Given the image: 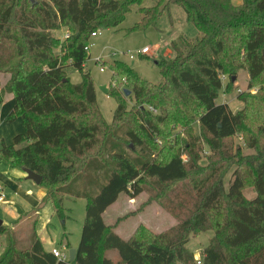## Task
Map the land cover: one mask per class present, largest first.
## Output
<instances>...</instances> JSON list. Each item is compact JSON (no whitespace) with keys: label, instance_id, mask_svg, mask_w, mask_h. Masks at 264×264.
I'll return each mask as SVG.
<instances>
[{"label":"trees","instance_id":"1","mask_svg":"<svg viewBox=\"0 0 264 264\" xmlns=\"http://www.w3.org/2000/svg\"><path fill=\"white\" fill-rule=\"evenodd\" d=\"M144 1L0 0V72L10 74L0 105L13 93L5 120L20 118L25 127L2 145L0 159L40 174L42 204L50 199L61 220L69 218L66 197L87 201L73 262L46 250L34 216L13 228L0 225L7 239L0 264H195L189 243L208 230L215 235L202 264H264V0ZM172 4L185 10L197 36L172 42L176 56L158 60V83L122 60L104 61L112 71L109 95L118 102L108 123L85 69L92 33L119 27L135 5L141 20L128 32L148 28ZM62 28L64 39L54 33ZM70 66L81 82L71 81ZM242 69L248 91L239 93L244 106L234 111L219 97L233 91ZM178 125L184 137L169 139ZM143 192L177 224L161 232L141 224L124 239L115 231L121 218L108 225L103 215L121 194Z\"/></svg>","mask_w":264,"mask_h":264},{"label":"rangeland","instance_id":"2","mask_svg":"<svg viewBox=\"0 0 264 264\" xmlns=\"http://www.w3.org/2000/svg\"><path fill=\"white\" fill-rule=\"evenodd\" d=\"M153 2V0H145L142 6H152ZM140 20L139 5H135L119 27L102 30L98 36L93 37L90 41L92 46L89 51L90 56L87 58L85 64V69L89 70L92 74L96 87L98 105L108 123L113 121L118 102L114 96L109 95V90L113 88L111 84L112 71L104 64V61L112 62L114 60H122L133 67L142 78L158 83L162 80L160 68L157 64L158 60L162 57L170 59L176 56V52L172 48V42L181 35L195 38L198 34L196 26L187 21L185 10L175 4H172L163 13L155 25L128 32ZM65 32V29L62 28L54 33L64 39ZM145 47L152 48L151 53L147 56L140 53ZM114 51H117L119 54L113 56L112 53ZM100 58H103V62L98 61ZM102 67H104V71L101 70ZM67 72L73 83L82 81V73L75 67H68ZM224 78L225 80L227 79L226 77ZM248 80V72L244 69L239 70L233 91L227 92L223 89L220 93L219 101L229 103L234 111L242 108L244 103L237 97L242 91H248ZM3 82L4 79H0V85ZM103 87L107 88V93H105ZM255 90L253 89V92ZM122 95L123 99L131 106L133 102L132 93L128 96L124 93ZM156 112L159 111L156 109ZM193 127L195 133L201 134L198 122L193 123ZM174 130L175 132H173V135L169 139L174 137L176 133H178L177 137H184L183 127L181 125H178ZM240 138V136L237 137L236 141H239ZM157 142L161 144L160 139H157ZM1 147L2 142L0 140ZM201 155L200 163L203 165L207 164L208 160L206 156L209 155V151L205 149ZM9 168L19 169V172L22 171L21 167L11 165L0 159V172H6ZM38 186L40 189L42 187L46 188L42 184ZM253 194V192L248 193V196L251 197ZM149 197V192H143L136 198H131L128 194H121L118 201L103 215L105 223L113 224L118 218L123 217L129 211L126 219L116 229V232L124 239H129L134 229L141 224L154 232H161L176 225L177 220L175 217L158 202L149 201ZM33 198L37 202L35 195ZM127 202L133 203L130 205V208ZM63 205L69 214V218L66 220H61L57 216L54 203L50 199L43 203L40 208L34 209L32 215L37 217L36 229L45 247L51 248L52 246H57L65 249L66 242H69L70 246L67 250L69 251L72 248H77L80 244L82 228L86 217L87 201L85 198L66 197ZM0 218L4 219L1 211ZM214 235V230H208L191 239L189 247L194 251L195 264L197 259H203L204 250ZM1 243L6 248L7 239L5 235L0 237ZM2 252L4 251L0 249V256ZM109 255L115 259L118 257L116 251L110 252Z\"/></svg>","mask_w":264,"mask_h":264},{"label":"crops","instance_id":"3","mask_svg":"<svg viewBox=\"0 0 264 264\" xmlns=\"http://www.w3.org/2000/svg\"><path fill=\"white\" fill-rule=\"evenodd\" d=\"M233 2L235 4H240L242 0H233ZM65 31L67 32L66 29ZM9 78H10L9 73L0 72V79H4V82L2 85H0V88H3L5 86ZM14 103H15V99H14L13 93H6L4 96L3 103L2 105H0V140L2 142V145L4 143L5 144L13 143L14 138L18 134L25 133V127L20 118H17L12 122H8L5 120L7 115L12 110ZM3 120L4 122L2 123ZM18 170L19 169H16V168L15 169L9 168L8 170H6V172H3V173L0 172V185L3 187V192L5 194L4 201L0 202V211L4 215V219L2 218L3 224H5L9 228L15 227V225L21 222V220L23 222V221L33 218L34 216L32 215V213L34 209L39 208L41 206L42 200L47 195V188L42 187V189H40V187L38 186L40 184H37L33 180L27 178V173L24 171L23 168H22V171L20 172ZM34 195L35 197H37L36 199L37 202L34 201V198H33ZM115 203L109 206L108 209L112 207ZM131 204L133 203H130V202L128 203L129 208ZM108 209L105 211L104 214H106ZM128 213L129 211L127 212V214ZM25 214H30V215L22 219ZM126 215H124L123 217H120L121 220L118 223L117 227L115 228V231L118 228L119 224L123 220L126 219ZM108 225H111V224H108ZM136 229H134L132 234L135 232ZM42 243L44 245L43 241ZM54 247H57V246H52L51 248L49 247L48 248L45 247V248L46 250L50 251ZM58 248H62V247H58ZM0 249H2L3 251L5 250V247L2 245V243L0 244ZM76 249H78V247ZM66 250H67L66 248L63 249V251H66Z\"/></svg>","mask_w":264,"mask_h":264},{"label":"built area","instance_id":"4","mask_svg":"<svg viewBox=\"0 0 264 264\" xmlns=\"http://www.w3.org/2000/svg\"><path fill=\"white\" fill-rule=\"evenodd\" d=\"M99 34H100V32H97V33L93 32V33H92V38L98 36ZM68 35H69V33L66 32V33L64 34V38L68 37ZM91 46H92V43L90 42L89 45L86 47V50H87L88 52L90 51ZM151 51H152V48H151V47H145V48H143V49L140 51V53H141L142 55H147V54H150ZM117 54H119L117 51H114V52L112 53L113 56H115V55H117ZM98 61H99V62H101V61L103 62V58H100ZM101 70L104 71V67H102ZM224 81H225V78H224ZM149 108H150V110H152L153 112H156V109H155V108H153V107H149ZM4 199H5V194H4V192H3V187L0 185V202H3ZM52 253H53V254H54L59 260L67 261V260L70 259L69 251H67V250H66V251H63L62 248L54 247V248H52ZM203 257H204V256H203ZM202 261H203V259H197L196 264H202Z\"/></svg>","mask_w":264,"mask_h":264},{"label":"water","instance_id":"5","mask_svg":"<svg viewBox=\"0 0 264 264\" xmlns=\"http://www.w3.org/2000/svg\"><path fill=\"white\" fill-rule=\"evenodd\" d=\"M235 80V78H234ZM103 90L105 91V93H107V88L103 87ZM131 94V90L126 89V95H130ZM24 171L27 173V178L33 180L35 183L37 184H41L42 182V176L28 168H24ZM0 225H3V219L0 218ZM77 251L78 249L76 248H72L69 250V256H70V261L73 262L76 259V255H77Z\"/></svg>","mask_w":264,"mask_h":264}]
</instances>
